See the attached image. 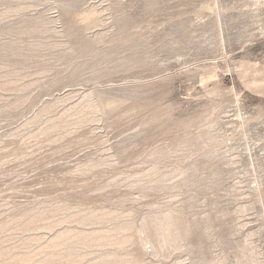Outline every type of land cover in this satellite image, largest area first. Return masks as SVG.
<instances>
[{
  "label": "rangeland",
  "instance_id": "1",
  "mask_svg": "<svg viewBox=\"0 0 264 264\" xmlns=\"http://www.w3.org/2000/svg\"><path fill=\"white\" fill-rule=\"evenodd\" d=\"M0 264H264V0H0Z\"/></svg>",
  "mask_w": 264,
  "mask_h": 264
}]
</instances>
